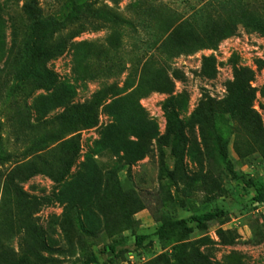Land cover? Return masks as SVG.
Returning a JSON list of instances; mask_svg holds the SVG:
<instances>
[{
    "label": "rangeland",
    "instance_id": "374dc122",
    "mask_svg": "<svg viewBox=\"0 0 264 264\" xmlns=\"http://www.w3.org/2000/svg\"><path fill=\"white\" fill-rule=\"evenodd\" d=\"M37 2L0 0V264H264V0Z\"/></svg>",
    "mask_w": 264,
    "mask_h": 264
},
{
    "label": "trees",
    "instance_id": "16d2710c",
    "mask_svg": "<svg viewBox=\"0 0 264 264\" xmlns=\"http://www.w3.org/2000/svg\"><path fill=\"white\" fill-rule=\"evenodd\" d=\"M37 4H38L37 0H29V3L26 6L27 12L30 14L35 13L37 9ZM170 39L174 40L178 46H184V47L190 46V44L196 42H201L202 40L198 35L189 32L185 27L182 26H179L172 31ZM35 50L38 58H43L46 55V52L44 50L41 49H35ZM238 101H243L242 95H240ZM84 121L93 123L94 117L92 115H86L84 117ZM170 122H171V117L168 118V123ZM69 141H71L69 148V155L71 154L72 156L76 152L77 145L74 142H72L73 139ZM219 153L221 158L225 161L228 170L233 173L234 170L227 156L225 142L219 141ZM69 163H70V159L67 160L66 164ZM170 176L171 178L174 177L173 172L170 173ZM221 214H223L222 211H210L199 215H192L189 219L167 221L160 225L157 234L161 239H168L171 235H176V234L180 236H187L193 232L194 228H198V229L206 228L209 222L215 220ZM189 223L191 224L194 223V227L192 225H189ZM143 239H144L143 235L136 236V242L138 244H140ZM110 248L112 249V251H114V247L111 246ZM194 261L195 264H220V263L211 262L201 253H197L195 255ZM81 264H99V261L96 255L91 254L87 256L82 261Z\"/></svg>",
    "mask_w": 264,
    "mask_h": 264
}]
</instances>
